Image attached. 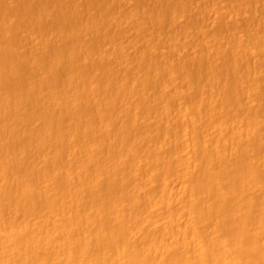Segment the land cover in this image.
I'll return each mask as SVG.
<instances>
[{
  "label": "bare ground",
  "instance_id": "obj_1",
  "mask_svg": "<svg viewBox=\"0 0 264 264\" xmlns=\"http://www.w3.org/2000/svg\"><path fill=\"white\" fill-rule=\"evenodd\" d=\"M0 264H264V0H0Z\"/></svg>",
  "mask_w": 264,
  "mask_h": 264
},
{
  "label": "rangeland",
  "instance_id": "obj_2",
  "mask_svg": "<svg viewBox=\"0 0 264 264\" xmlns=\"http://www.w3.org/2000/svg\"><path fill=\"white\" fill-rule=\"evenodd\" d=\"M141 5H142V4H141ZM241 23L243 24L242 26H244V23H243V22H241ZM241 23H240V24H241ZM240 24H238V26H241Z\"/></svg>",
  "mask_w": 264,
  "mask_h": 264
}]
</instances>
